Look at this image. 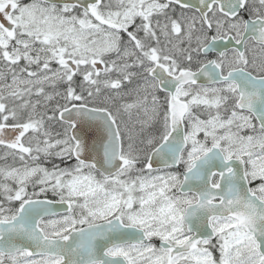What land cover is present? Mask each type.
<instances>
[{
    "label": "snow or ice",
    "instance_id": "6c2138e0",
    "mask_svg": "<svg viewBox=\"0 0 264 264\" xmlns=\"http://www.w3.org/2000/svg\"><path fill=\"white\" fill-rule=\"evenodd\" d=\"M0 264H264V0H0Z\"/></svg>",
    "mask_w": 264,
    "mask_h": 264
}]
</instances>
